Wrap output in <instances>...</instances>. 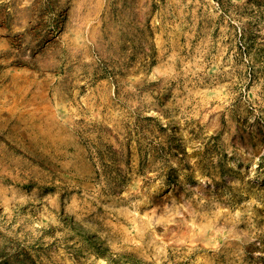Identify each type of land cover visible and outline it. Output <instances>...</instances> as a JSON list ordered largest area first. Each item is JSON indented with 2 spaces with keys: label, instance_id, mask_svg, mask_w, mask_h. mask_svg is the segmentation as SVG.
<instances>
[{
  "label": "rangeland",
  "instance_id": "rangeland-1",
  "mask_svg": "<svg viewBox=\"0 0 264 264\" xmlns=\"http://www.w3.org/2000/svg\"><path fill=\"white\" fill-rule=\"evenodd\" d=\"M0 264H264V0H0Z\"/></svg>",
  "mask_w": 264,
  "mask_h": 264
}]
</instances>
